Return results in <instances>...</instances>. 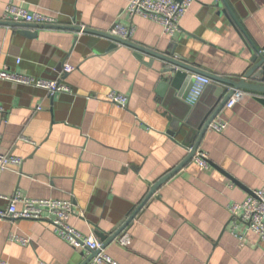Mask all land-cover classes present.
<instances>
[{"label": "crops", "instance_id": "crops-1", "mask_svg": "<svg viewBox=\"0 0 264 264\" xmlns=\"http://www.w3.org/2000/svg\"><path fill=\"white\" fill-rule=\"evenodd\" d=\"M9 1L0 0V67L61 78L71 91L50 95L0 79V151L24 160L21 168L0 173V194L71 200L68 223L102 240L100 234L120 228L189 154L182 137L169 132L176 131L174 103L194 109L216 96L207 85L202 101L189 104V92L173 96L162 60L146 53L140 59L127 44L75 27L109 32L117 22L132 25L131 41L161 53L174 46L191 64L233 79L251 66L250 48L238 27L218 14L216 0H194L174 36L149 18L128 15L131 0H15L58 20L28 35L2 20ZM229 2L264 46V0ZM65 64L75 70L65 73ZM111 90L128 96V106L109 101ZM238 92L236 104L217 116L223 131L208 128L200 143L209 166L188 162L126 227L132 243L115 240L106 247L120 264H264V242L249 231L242 209L230 210L264 186V103L253 92ZM12 233L29 243L12 241ZM87 256L89 250L70 245L48 220L0 219V264H82Z\"/></svg>", "mask_w": 264, "mask_h": 264}, {"label": "built area", "instance_id": "built-area-1", "mask_svg": "<svg viewBox=\"0 0 264 264\" xmlns=\"http://www.w3.org/2000/svg\"><path fill=\"white\" fill-rule=\"evenodd\" d=\"M193 1L131 0L126 8V13L130 16L141 15L149 18L161 24L165 34L174 36L180 31L181 18L192 5ZM2 20L4 22H26L43 25H56L58 23L57 18L54 16L39 11H30L23 4H19L15 0H10L6 5ZM109 32L123 39H131L134 34V27L117 22ZM73 70H75V66L65 64V73L72 72ZM0 79L43 88L50 95H55L58 92L71 91V87L61 78H39L8 68L0 67ZM194 79L195 82L185 98L192 105L199 101L205 87L213 82L211 78L200 74H196ZM237 92L227 101L226 107L232 108L236 104L240 97V92ZM107 99L122 107H127L129 102L128 96L115 90L108 92ZM0 110H3L1 106ZM224 128L225 123L217 118L209 125V129L218 132H222ZM193 160L203 168L209 166V156L202 149L198 148L196 150ZM23 161V157L21 156L0 151V173L10 168H21ZM4 200L8 202L6 206L2 205ZM19 203H22V208L18 207ZM239 208L243 210L241 218L248 224L249 231L257 235L261 242H264V186L252 190L242 202H236L230 206V210L233 213ZM73 212L74 203L68 199H30L23 198L19 194H14L13 196L0 194V219L28 218L48 220L58 235L73 247L98 251L97 255L88 264H120L103 247L104 241L94 235L83 234L68 223V218ZM10 237L12 241L21 242L24 245L29 243L28 238L16 233H12ZM116 240L120 245L128 247L132 243V235L130 232L124 230ZM1 264L8 263L1 261Z\"/></svg>", "mask_w": 264, "mask_h": 264}, {"label": "water", "instance_id": "water-1", "mask_svg": "<svg viewBox=\"0 0 264 264\" xmlns=\"http://www.w3.org/2000/svg\"><path fill=\"white\" fill-rule=\"evenodd\" d=\"M215 4L218 7V14L220 16H227L241 31L243 38L247 42L251 51V66L244 73L240 79L227 78L212 72L203 70L193 64L182 54L177 51L176 47H171V50L165 53H161L140 44H137L130 39H123L119 36L111 34L110 32H104L92 28L83 26H76L77 31L89 32L99 35L101 37L109 38L118 43L127 44L137 50V56L143 59L144 53L151 55L154 58L160 59L165 63L164 72L171 73L170 86L173 91V96H177L183 91L189 92L195 82L194 75L200 74L207 76L213 80L208 87L214 90L216 99L213 103H206L205 107L196 106L194 109L191 107H183L182 103H174L177 107L174 112L176 118L170 117L171 126L174 130L170 129V133L174 136L177 134L182 137V143L188 147L189 154L186 158L173 170L160 178L150 189L149 193L141 204L132 212L126 222L118 228L116 231L109 235L100 234L102 241H104L103 247L106 248L110 243L116 240V238L126 229L130 222L137 216L144 205L149 199L155 195L157 189L180 169H182L188 162L193 159L196 150L199 148L203 136L207 132L211 122L217 118L227 101L239 90H246L255 93L258 100L264 103V46L257 44L248 31L246 30L243 22L237 15L235 9L229 2V0H216ZM8 24L14 26H20L22 32L28 35H32L30 28L35 26H44L42 24L26 23V22H9ZM48 27V26H44ZM51 27V26H49ZM57 27V26H55ZM61 27V26H58ZM154 58L151 60L153 63ZM219 84V85H218ZM202 101V97L199 102ZM220 120V119H218ZM197 136V140L194 144H191V140L194 136ZM252 192V191H251ZM89 249H86V251ZM90 256L84 260L82 264H88L98 253L95 250H89Z\"/></svg>", "mask_w": 264, "mask_h": 264}]
</instances>
